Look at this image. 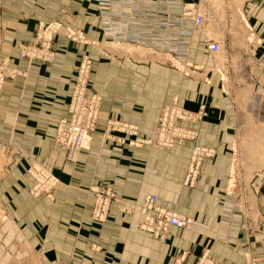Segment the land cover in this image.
<instances>
[{"label": "crops", "instance_id": "0c3cea01", "mask_svg": "<svg viewBox=\"0 0 264 264\" xmlns=\"http://www.w3.org/2000/svg\"><path fill=\"white\" fill-rule=\"evenodd\" d=\"M241 5L242 22L252 38L242 58L248 62L249 90L264 92V0H244ZM54 22L84 31L96 44H73L58 35L51 63L19 60L20 45L33 44L39 25ZM102 29L97 0H0V44L5 50L0 58L21 73L0 90V264H195L206 253L223 264H245L241 252L264 260V170L253 176L249 188L255 209L233 211L235 245L218 239L227 233L223 205L234 203L226 156L236 117L214 112L198 125L199 142L212 140L209 146L217 156L204 163L195 188L183 185L189 150L166 152L154 144L131 147L105 140L110 121L136 126L139 135L150 140L164 105L178 99L189 111L196 106L189 102L190 93L177 85L173 67H145V61L115 52L110 45L141 50L107 41ZM194 33L203 38L199 57L207 68V39L201 31ZM85 53L94 62L92 86L102 97L101 114L88 148L69 167L56 141L57 125L68 117L70 83ZM220 69L224 78L225 65ZM257 103L264 107V101ZM218 106L227 103L217 101ZM37 165L58 179L52 195L34 190L30 170ZM101 185L112 187L118 197L103 224L92 219L91 189ZM149 195H157L163 207L192 217L194 225L172 229L167 241L159 242L141 232L138 212L118 213L119 204L137 205Z\"/></svg>", "mask_w": 264, "mask_h": 264}, {"label": "built area", "instance_id": "2783aa9c", "mask_svg": "<svg viewBox=\"0 0 264 264\" xmlns=\"http://www.w3.org/2000/svg\"><path fill=\"white\" fill-rule=\"evenodd\" d=\"M199 8L200 0L198 4L194 0L189 2L186 0H97V16L102 23V31L107 41L153 53L156 57L166 59L172 64L187 63L191 53L193 33L203 30L206 15ZM58 35L73 44L84 46L96 44L88 39L84 31L74 26H66L59 22L49 25L40 24L35 42L20 46L19 60H27L30 63H51L54 59V38ZM205 44L206 50L211 54L220 51L217 42L210 43L206 40ZM93 73V59L88 53L81 55L75 79L70 83L68 117L57 125L56 141L65 152L67 165H75L78 162L80 154L88 148L100 119L102 97L93 90ZM19 75L21 73L16 69L0 63V90L7 79ZM205 118L203 109L196 112L189 111L180 105L178 99H175L162 107L153 139L142 138L136 126L110 121L105 130V140L131 147L154 144L166 152H172L176 148L189 150L190 157L183 185L195 188L204 163L216 156L215 149L197 142L200 136L197 127ZM30 174L35 178L34 190L48 195L57 188L58 179L52 171L34 168L30 170ZM91 192L95 197L92 219L100 224L106 223L118 197L113 188L107 185L95 186ZM117 211L121 215H134L138 212L142 217L141 232L159 242H166L172 229L184 230L194 224L192 217L163 207L157 195H149L137 205H118ZM226 224L227 233L222 235L229 241L233 225L230 221ZM198 264L215 263L204 256Z\"/></svg>", "mask_w": 264, "mask_h": 264}, {"label": "rangeland", "instance_id": "374dc122", "mask_svg": "<svg viewBox=\"0 0 264 264\" xmlns=\"http://www.w3.org/2000/svg\"><path fill=\"white\" fill-rule=\"evenodd\" d=\"M243 1L204 0L201 2L200 0L199 9L206 15V22L201 32L208 42L211 43L213 41L220 45V51L216 54H211L205 50L208 55L207 68L203 66L199 57L203 48V44H201V39L203 38L199 36L195 38L196 33H194L195 42L192 59L185 65L175 63L170 66V62L155 57L151 53L110 45L115 52L121 51L119 52L121 54L128 53L134 56L136 60L145 61L146 63L144 62L142 66L173 67L172 69L177 72V85L190 93L189 102L194 103L196 106L193 112L203 109L206 114L205 119L212 114L214 115V112L215 116L217 112V116L219 117H223L227 113L237 118L235 132L233 133L234 137H231L228 143L230 154L226 156L230 163L229 172L226 175L230 176V193L233 196L232 200L234 203L223 205L225 213L222 214V219L224 223L231 221L233 211L237 212L239 207H246V209L251 210L255 209V199L249 188L253 176L256 173H260L259 171L264 170V107L260 108L257 103L260 100L264 101V92L249 90L248 62L242 58L245 57L243 52L248 51V43L252 41V38L246 33L242 22L241 4ZM194 2L198 4L199 0H194ZM225 3L227 6L225 5V8H223L222 5ZM228 19L233 20L232 23H225V26H222L221 22L228 21ZM34 34L37 35V30ZM246 35L248 36L246 37ZM60 37L62 36L60 35ZM2 52L5 53V50L2 48V44H0V55ZM5 62L4 58H0L1 65ZM163 63H166V65H163ZM222 65L226 67L224 78L221 73L222 69L218 70V67ZM219 80L224 82H219L218 85ZM222 84L224 85L222 86ZM180 94L182 93L180 92ZM217 101H226L227 106L217 107ZM254 102L257 104H254ZM222 111L226 113L223 114ZM256 119L260 121H256ZM211 141H206V144L200 143L199 140L197 142L202 146L212 147L209 146L213 145L210 144ZM212 148L215 149L214 147ZM68 166L71 167L72 165ZM36 168L40 169L43 167L37 165ZM33 179L35 180L34 177ZM52 194L53 191L49 192L47 196ZM237 226L241 228L239 225ZM234 236V241H232V237ZM218 239L224 244L235 245L238 235L233 233L229 241L224 237H218ZM241 255L245 264H264V260H254L248 252H241ZM204 256L215 264H223L211 257L209 253L202 255L195 264H198Z\"/></svg>", "mask_w": 264, "mask_h": 264}]
</instances>
